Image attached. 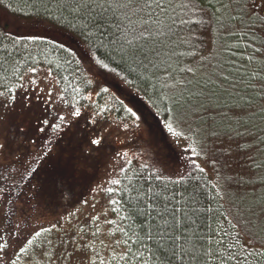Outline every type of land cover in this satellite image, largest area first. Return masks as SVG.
Returning <instances> with one entry per match:
<instances>
[{"label":"trees","instance_id":"16d2710c","mask_svg":"<svg viewBox=\"0 0 264 264\" xmlns=\"http://www.w3.org/2000/svg\"><path fill=\"white\" fill-rule=\"evenodd\" d=\"M104 2L3 0L0 4V101L10 103L2 120L13 115L7 120L9 129L3 130V137L9 131L6 142L0 144L5 146L0 151V211L6 212L8 237H15L14 246H6L4 260L10 256L13 264H222L217 255H205L217 249L225 258L223 264H236L226 259L229 250L246 256L249 264H264L263 245L243 243L247 237L240 214L232 213L224 190L229 177L227 156L234 151V142L240 141L237 151L246 155L249 168L264 167V37L260 32L264 17L252 10L248 0H172L177 19L186 23L179 26L178 36L169 34L171 40L160 55L150 56L149 64L122 47L121 31L127 21L115 9L96 6ZM181 4L187 7L182 9ZM187 10L207 12L213 39L210 55L202 53V39L193 34L198 22ZM2 14L9 19L4 21ZM10 23L28 31L12 32ZM39 27L47 30L37 31ZM48 30L68 36L89 59L51 37ZM211 55L215 62L210 64ZM40 69L58 83L62 106L82 113L76 117L77 125L62 131L44 125V120L59 125L56 116L65 115L39 104L16 113L24 102L19 91L25 76ZM111 84L134 94L116 92ZM235 92L238 96L231 100ZM178 97L189 105L185 116L177 111ZM232 118L238 121L235 128L229 124ZM168 124L178 135L168 130ZM120 127L129 129L121 144L113 130L120 132ZM94 138L102 139L99 146L89 143ZM116 143L119 147H113ZM156 145L162 151L155 150ZM45 146L50 153L46 160ZM210 148L220 154L212 157L221 166L217 178L202 163V154ZM30 169L37 171L33 174ZM101 169L102 175L105 169L112 170V179L98 198L89 180ZM82 206L91 208L93 215L86 221V230H81L84 240L71 230L69 239L63 237L71 246L61 242L40 262L33 261L32 247L23 241L22 232L28 229L32 235L50 236L53 220L71 216ZM193 207L199 214L185 215ZM94 210L101 216L95 217ZM14 216L20 220L11 221ZM160 228L166 230L164 239L158 235ZM149 232L153 239H148ZM58 237L53 242L59 243ZM201 237L211 238V248ZM221 239L223 246L216 243ZM201 243L206 247L198 248L195 261L173 255L180 245L190 249Z\"/></svg>","mask_w":264,"mask_h":264},{"label":"rangeland","instance_id":"374dc122","mask_svg":"<svg viewBox=\"0 0 264 264\" xmlns=\"http://www.w3.org/2000/svg\"><path fill=\"white\" fill-rule=\"evenodd\" d=\"M248 3L250 4L253 11L257 12L258 14L262 15L264 17V0H248ZM191 13V16L193 19H195L198 24L196 26V29L194 30L193 34L196 36H199L202 39V53L205 52V54L210 55V51H213V39H212V30H211V23L208 22V15L207 12H203L201 10L196 11L194 14L191 11H188ZM193 14V15H192ZM5 14H2L4 21H7L9 17ZM189 15V14H188ZM218 23V22H216ZM225 22L222 20V24ZM11 24V31L15 33H23L28 31V27L25 28L21 24ZM37 31H45L47 29L43 27H39L36 29ZM51 37L60 40L64 43L69 44L72 48L77 49L79 55L83 59H89V55L87 52L81 48L80 45L75 44L68 36L48 30ZM260 32L264 37V24L260 28ZM226 59H229L230 56L226 55ZM215 62L213 59V56L208 59L209 63L211 64L212 61ZM89 64V63H88ZM86 67L87 63H86ZM90 67V66H89ZM93 71V70H92ZM199 75V74H198ZM102 79V75H100ZM197 78V77H196ZM24 83L22 86L21 97L23 98L24 102L19 105V110L16 113H19L23 110L25 106L29 107L31 105L39 104L40 107L46 108V109H55L58 114H64L68 120V118L71 120L72 124L77 125L76 123L78 121L76 120V117H72L70 114L72 113V110L67 109L66 107L62 106L64 104L61 91L59 89L58 83L56 80L50 75V73L47 70L40 69L35 71H30L24 78ZM189 80V79H188ZM187 80V83H188ZM193 84L196 83V80L194 79ZM112 88L116 92H121L124 95H133V92H130L127 88H124L123 86L112 85ZM51 93V95H49ZM238 96L237 92L232 94L231 100H234ZM129 97V96H127ZM180 97L177 98L176 102V108L177 111H180L181 116L187 115L189 111V105L185 104L182 101H179ZM6 101L1 100L0 101V144L4 142L5 144V138L6 135L9 133L6 132L4 137L2 136L3 132L6 129H9L10 122H7V120L12 119L13 115L10 116L11 118H7L5 121L2 120V112L4 108L8 107ZM25 104V105H23ZM23 105V106H22ZM146 108V107H144ZM66 109V110H65ZM13 110V109H12ZM14 112V113H15ZM5 116V115H4ZM58 115L56 116L57 120ZM75 121V122H74ZM142 129H145V125L143 122ZM229 124L232 127H237L238 121L232 118V121L229 122ZM178 128V127H177ZM175 129V128H174ZM4 130V131H3ZM113 130L116 132V136L120 139V144L124 143L125 138H127L129 129H124L120 127V132L113 128ZM176 130V129H175ZM112 130H109V133L111 134ZM144 133L146 135V131L144 130ZM113 134L110 135V139ZM112 140V139H111ZM150 143L152 142L149 138ZM149 141L147 140L145 143L148 144ZM13 142V140H11ZM113 142L114 139H113ZM117 144V143H116ZM125 145V144H123ZM230 146V143H228ZM11 146V145H10ZM14 147V146H13ZM12 147V148H13ZM113 147H119V143L117 146ZM151 149V145L149 147ZM159 149L161 150L160 145H156L155 150ZM232 149L234 150L232 153L228 154V162L229 165H227V168H225L227 176H232V178L227 177L228 180H226V187H225V193L226 197L229 201V204L231 206L232 213L240 214V220L242 223V230L244 235L247 237L244 240V244L246 246H262L264 247V167H250L246 164L245 158L246 155L243 153H239L237 150H240V141L234 142L232 145ZM203 166L206 168V170L209 172L211 176L214 178H217L216 172L221 169V166L217 163L212 161V157L216 156L219 157L220 154L216 151L214 148H210L209 150L205 151L203 154ZM220 158V157H219ZM224 158H222L223 160ZM112 170L108 171L105 169L104 175H102V169L98 175L92 174L90 182L93 183V190H97V196L100 198L101 189L102 187H105L109 185L111 177ZM98 184V185H97ZM97 185V186H96ZM92 190V191H93ZM95 193V192H94ZM93 193V194H94ZM20 199V198H19ZM16 198L15 203L19 205V200ZM96 203H100L101 200H95ZM92 210H88L85 208V206H82L79 210L75 211L74 213L67 216H64L60 218L59 220H53L51 223L52 235L48 236V234L40 233L39 235L31 234L30 232L23 231V241H31L28 246L32 247V251L30 254L34 256L32 259L35 262H40L42 260V257L45 258L46 253L53 251L55 246H60L61 242H64L62 246H71L70 242L68 240H64V238L68 239L70 238V232L71 230H74L78 233V238L83 239L82 235H85V231H81L82 229L86 230V224L87 219L89 216L92 215ZM95 217H100V213L96 210ZM5 210L1 208L0 211V257H3L4 259L7 257V247L6 246H14L12 241H15L14 236L8 237V227L5 220ZM232 214V215H233ZM235 219V218H234ZM16 220V221H14ZM17 220H20L18 216H14L11 218V221L17 222ZM237 221V220H235ZM18 231V228L16 229V232ZM98 232L102 231V228L97 229ZM84 232V234H83ZM63 234V236H62ZM57 235H60V242L56 243L53 242V237L57 238ZM64 237V238H63ZM11 240V241H10ZM8 241H10L8 243ZM26 246V245H25ZM36 255V256H35ZM48 255V254H47Z\"/></svg>","mask_w":264,"mask_h":264},{"label":"snow or ice","instance_id":"6c2138e0","mask_svg":"<svg viewBox=\"0 0 264 264\" xmlns=\"http://www.w3.org/2000/svg\"><path fill=\"white\" fill-rule=\"evenodd\" d=\"M0 4H3V0H0ZM97 7L106 8V9H115L120 14V19L122 21H127V25L122 29L121 35L123 36V44L122 47L127 46L129 49V54L133 57H142V63L147 62L149 64L152 63L150 59L151 55H160V49L164 47V45L171 40L170 33L172 35L178 36L179 26L186 23L183 19H177L176 16V5L172 3V0H105L104 3H97ZM180 7L186 8L187 5L181 4ZM118 27H120L118 25ZM177 29L176 32L173 29ZM139 41H143V44H140ZM183 42V41H181ZM159 46V47H157ZM183 55V53H181ZM101 67L107 68L106 64H103L100 61H97ZM211 79V77H210ZM227 80V76L224 77ZM51 95V93H49ZM72 117H80L82 113L80 110H73L70 114ZM57 119L61 122L59 125L50 123L48 120H44L43 124L48 127H53L57 131L66 130L67 128H71L72 122L70 119L66 122L65 116H58ZM138 127V126H137ZM168 130L172 132L174 136L178 135L172 129V124L167 125ZM40 132H44L45 128H39ZM102 142V139H91L89 143L93 146H99ZM48 144H51V140L48 141ZM4 145H0V151L4 150ZM50 155L48 151V146H45V150L43 153L44 160L48 158ZM41 160V163L44 162ZM30 171L35 174L37 169H30ZM203 171V169H201ZM31 179V177L29 178ZM175 211H173V215H175ZM205 211L210 212V209H205ZM198 215L199 210L195 207L191 208L189 212H186L185 215ZM163 219V215H161ZM167 223V221H165ZM196 221L193 220V224ZM209 231H212L210 225H205ZM199 230V228H198ZM165 229L160 228L158 235L161 236L162 239L165 238L164 233ZM227 235V232L224 233ZM39 235V233H36ZM181 239H187L186 237H180ZM148 239H153L151 232L148 233ZM202 240L207 241V248H211L210 237H201ZM29 243L31 241H28ZM175 243V241H173ZM216 243L218 245L223 246V240H217ZM206 244L201 243L199 246L193 244L190 249H186L184 245H180V251L177 253L173 250V255H178L181 260L184 259V256H189V258L193 261L198 259V248H205ZM22 250V249H21ZM217 255L218 258L221 259L222 264L225 259L222 255L218 253L217 249H212L211 252L206 251L205 255ZM7 255V254H6ZM247 255H257L253 253H249ZM228 261H235L236 264H249L246 256L241 257L239 252H233L229 250V254L226 257ZM0 264H13L11 257L9 256L7 260H4L3 257H0Z\"/></svg>","mask_w":264,"mask_h":264}]
</instances>
